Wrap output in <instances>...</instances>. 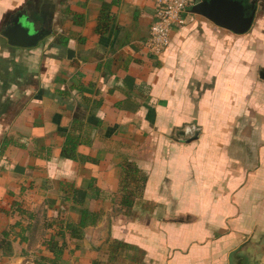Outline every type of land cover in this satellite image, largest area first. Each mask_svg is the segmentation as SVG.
Returning a JSON list of instances; mask_svg holds the SVG:
<instances>
[{
    "label": "crops",
    "instance_id": "0c3cea01",
    "mask_svg": "<svg viewBox=\"0 0 264 264\" xmlns=\"http://www.w3.org/2000/svg\"><path fill=\"white\" fill-rule=\"evenodd\" d=\"M202 1L155 55L152 0H0V233L20 223L0 264L52 258L82 209L100 219L65 232L59 264H264V0H237L255 11L243 35L193 14ZM16 21L36 47L9 44ZM23 210L52 221L44 238Z\"/></svg>",
    "mask_w": 264,
    "mask_h": 264
},
{
    "label": "water",
    "instance_id": "95a60500",
    "mask_svg": "<svg viewBox=\"0 0 264 264\" xmlns=\"http://www.w3.org/2000/svg\"><path fill=\"white\" fill-rule=\"evenodd\" d=\"M191 12L203 16L215 25L237 35L248 33L255 18V11L247 16L246 6L237 0H203L194 5ZM2 34L8 39L11 46L33 48L40 42V38L35 33H31L18 21L13 27H7ZM72 54L73 51L69 50L68 57L70 58ZM260 76L264 79V72H261ZM229 262L230 264H250L245 256L240 255V249L231 252Z\"/></svg>",
    "mask_w": 264,
    "mask_h": 264
},
{
    "label": "trees",
    "instance_id": "16d2710c",
    "mask_svg": "<svg viewBox=\"0 0 264 264\" xmlns=\"http://www.w3.org/2000/svg\"><path fill=\"white\" fill-rule=\"evenodd\" d=\"M110 20V16H108L106 13H102L100 17V25H99V30L101 31V26L103 23L106 21ZM98 30V31H99ZM198 137V133L196 136L192 137L194 138ZM185 139L182 138L181 141H184ZM79 141L77 139L69 137L66 140V143L63 147L62 150V157L66 159H72L75 160L76 158V150L78 146ZM132 163H128V171L127 173L134 172L138 173L140 172L138 168H134L132 166ZM129 175V174H128ZM129 177V176H128ZM143 181V185H145L147 181V176H144L141 178ZM140 179V181H141ZM135 200L132 199L131 196L125 195L123 197L121 206L124 208H132L134 206ZM23 214L29 215V219H33L34 217L32 214L28 213L26 210H23ZM100 219V214L91 212L87 209H82L81 210V220L77 224H72L69 223L67 227L65 228V232L70 233L71 237L76 240H82L85 236V229L90 226V225H95L98 220ZM20 226V223H16L14 225L9 226L8 229L0 233V251H12L13 250V245H14V234L15 230ZM31 228V226H30ZM36 230V229H35ZM34 230V231H35ZM27 230L22 231V233H25ZM30 231V230H29ZM64 231L58 232L57 236L54 237L53 239H46L43 243V245L46 246L47 250L53 255L52 258L46 257V256H37L33 262V264H59L62 255L64 254L66 248H67V242H66V235ZM22 236V235H20ZM22 241H25L26 238L22 237ZM110 241V240H109ZM128 247L126 244L119 242V241H113L112 243L110 242V248H112V254L115 255L119 249H123ZM96 264H100L99 262H96Z\"/></svg>",
    "mask_w": 264,
    "mask_h": 264
},
{
    "label": "built area",
    "instance_id": "2783aa9c",
    "mask_svg": "<svg viewBox=\"0 0 264 264\" xmlns=\"http://www.w3.org/2000/svg\"><path fill=\"white\" fill-rule=\"evenodd\" d=\"M155 17L150 29L148 49L155 55L163 54L171 45L172 31L187 24L190 0H152Z\"/></svg>",
    "mask_w": 264,
    "mask_h": 264
},
{
    "label": "rangeland",
    "instance_id": "374dc122",
    "mask_svg": "<svg viewBox=\"0 0 264 264\" xmlns=\"http://www.w3.org/2000/svg\"><path fill=\"white\" fill-rule=\"evenodd\" d=\"M188 17H190V16L188 15ZM187 20H188V18H187ZM135 188H136V185H135ZM41 214L37 215V218H33V221H34L33 223L36 224L35 225L36 230L34 229L35 230L34 234H35V237L37 240H40L39 236H41V238L43 236H45L47 230L44 227L47 224H50V222H52L50 219L47 218L46 215H43L41 217L40 216Z\"/></svg>",
    "mask_w": 264,
    "mask_h": 264
}]
</instances>
